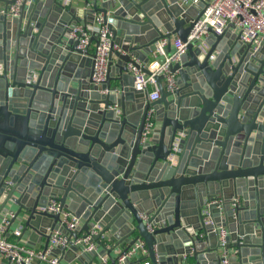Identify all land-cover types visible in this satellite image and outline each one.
I'll return each mask as SVG.
<instances>
[{"label": "water", "instance_id": "95a60500", "mask_svg": "<svg viewBox=\"0 0 264 264\" xmlns=\"http://www.w3.org/2000/svg\"><path fill=\"white\" fill-rule=\"evenodd\" d=\"M15 1L0 0V217L14 212L11 224L46 250L60 215L41 209L56 198L84 221L72 238L100 226L94 240L110 243L100 254L112 264L139 238L146 252L127 264H264V41L254 50L226 32L206 52L189 43L170 67L175 90L157 77L161 98L148 102L129 65H146L161 40L168 53L187 42L203 2L94 0L82 12L25 0L17 16L1 13ZM95 14L121 48L100 85L92 54L70 38ZM70 251L81 252L54 253Z\"/></svg>", "mask_w": 264, "mask_h": 264}, {"label": "built area", "instance_id": "2783aa9c", "mask_svg": "<svg viewBox=\"0 0 264 264\" xmlns=\"http://www.w3.org/2000/svg\"><path fill=\"white\" fill-rule=\"evenodd\" d=\"M24 1L16 0L8 12L2 9L1 13L17 16L19 7ZM189 2L193 4L203 2L205 9L202 17L195 23L188 35L187 42L173 39L170 53L166 51L168 46L166 39L157 42L151 52L152 59L146 65H142V68H146L149 74L142 68L129 65V71L134 77V89L146 93L148 102H154L161 98L157 77H163L166 92L175 90L176 75L171 73L170 67L179 62L181 57L187 53L189 43L206 52L208 46L204 40L212 33L219 36L226 32L235 33L239 36L241 43L252 45L254 50H257L264 41V0H189ZM64 4L71 6L72 0H66ZM88 9H92V7H88ZM94 18V22L89 26L81 24L73 26L70 38L79 40L78 49L82 52L89 50L92 43L95 42V52L92 55L94 60L93 81L96 85H100L107 78L111 52H121V48L113 42V35L108 26L104 24L103 15L95 14ZM93 38H95L94 41ZM154 124V109H150L144 136L150 133ZM178 152L177 147H174L168 160L176 162ZM41 210L60 215L59 228L52 232L48 249H36L28 243L9 241L8 233L13 225L11 220L15 217V213L10 211L3 214L0 219V258L8 260L10 264H70L64 261L63 256L56 255L54 250L57 248L68 250L71 246H75L80 248V253L97 254L91 264H112L113 260L108 254H100L104 247L106 250L110 249V243L105 240V237L101 239L103 246L94 240V237L99 234V225L93 226L88 234L84 233L78 238H72L70 235L83 225L84 221L81 218L62 209L56 198L51 199L50 204ZM142 218L147 219V216L142 215ZM217 230L220 244L224 248L227 244L228 230L224 227ZM22 232L23 225L19 224V228L14 231L13 235L21 239ZM100 249L102 250L100 251ZM145 252L146 243L142 238H139L126 254L119 256L118 253L115 257V264H127L139 253ZM224 263L226 264L227 260Z\"/></svg>", "mask_w": 264, "mask_h": 264}, {"label": "crops", "instance_id": "0c3cea01", "mask_svg": "<svg viewBox=\"0 0 264 264\" xmlns=\"http://www.w3.org/2000/svg\"><path fill=\"white\" fill-rule=\"evenodd\" d=\"M63 3H65L66 0H60ZM93 1L94 0H72V4L71 6L74 7V9L80 10L82 12H84L86 9H88V7H92L93 6ZM100 5V3H99ZM85 14V13H84ZM84 16L80 15V23L81 25H91L92 21L90 19L84 20ZM89 52L93 55V53L95 52V42L92 43ZM151 59H152V55H151ZM114 63H117L118 58H116V56L113 57ZM87 69V68H85ZM7 213V212H5ZM1 219V217H0ZM19 228V223H14L12 225V227L9 230L8 233V240L11 242H17L20 241L21 243H28L29 245H31L32 247L36 248V249H44L45 247V239H42L41 242H36V243H32L30 241V231L26 232L25 234L22 232V237L17 238L13 235L14 231L17 230ZM102 249H100L101 251ZM117 251H120V248H118ZM117 251L113 254L114 257H116L118 255ZM94 257L93 256H88V257H82V253L76 254L74 252H68L65 256H64V261L70 264H91L92 261H94ZM0 264H10L8 260L0 258Z\"/></svg>", "mask_w": 264, "mask_h": 264}]
</instances>
